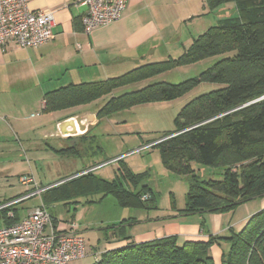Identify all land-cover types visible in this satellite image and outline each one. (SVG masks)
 Masks as SVG:
<instances>
[{
	"label": "trees",
	"instance_id": "obj_1",
	"mask_svg": "<svg viewBox=\"0 0 264 264\" xmlns=\"http://www.w3.org/2000/svg\"><path fill=\"white\" fill-rule=\"evenodd\" d=\"M204 4L219 14L218 23L193 37L179 56L143 63L103 80L59 86L45 93L42 108L55 112L87 105L121 86L153 80L139 89L111 95L95 112L99 120L138 104L176 99L204 84L214 86L186 102L174 118L176 129L150 145L158 148L168 170L189 177L184 206L175 209L181 215L224 213L264 195V0H204ZM222 54L195 77L177 83L154 81L169 70ZM203 167L213 169L218 177H201ZM122 175L127 188L120 181L110 182L90 172L79 178L85 179L82 184L86 181L88 191L110 193L121 206H153V190L148 184L132 191L140 174L124 168ZM82 184L75 187L80 189ZM49 190L40 193L46 206L44 194ZM144 194L148 198L142 199ZM16 205L0 208L5 225L19 220ZM52 221L56 225L53 215ZM112 227L110 238H131L120 225ZM222 242L227 248L222 250L220 264H264V208L253 213L240 230H229L224 236L210 235L206 241L181 244L175 235L130 241L103 250L92 264H214L209 248Z\"/></svg>",
	"mask_w": 264,
	"mask_h": 264
},
{
	"label": "rangeland",
	"instance_id": "obj_2",
	"mask_svg": "<svg viewBox=\"0 0 264 264\" xmlns=\"http://www.w3.org/2000/svg\"><path fill=\"white\" fill-rule=\"evenodd\" d=\"M178 20L177 18L174 21L175 27L179 24ZM218 20L216 11L209 10L204 4L201 15L180 24L183 25L181 29L185 31L187 27L195 29V32L190 31L197 36L207 27L216 25ZM224 55L210 56L169 70L155 77L154 81L177 83L195 77ZM151 81L121 86L110 95L102 96L87 105L75 107L71 111L75 112V116L84 112H96L111 95L139 89ZM213 88L214 86L204 84L173 100L138 104L123 109L97 120L96 125L82 138H61L57 126L50 121L52 117H45L48 118V121L45 119L48 123L43 128L27 132H19L6 126L7 129L0 133L3 143L0 148V200L14 194L33 192L32 186L20 183L19 176L22 174L33 175L39 186L51 185L47 194H44L46 197L44 201L49 204L48 211L58 220L72 222L75 231H78L85 240L86 256L75 264H92L94 262L92 253L96 250L100 252L105 250V244L110 239L114 225H120L129 235L131 229L134 233H143L153 231L158 225H169L175 209L184 206L189 177L168 170L163 165L158 148L149 144L176 129L174 118L186 102ZM19 96L21 94L15 97ZM25 102L33 105L27 100ZM31 113L37 115L29 119V122L33 123L34 119L43 117L41 110L34 111V108L25 110L23 115ZM58 115H63V111L55 113L54 117ZM6 122L9 120L6 119ZM94 122L93 120L90 123ZM75 125L77 133H81L82 130L78 128L77 123ZM61 149L66 151L63 153L57 151ZM97 165V168L88 170ZM124 168L141 176L132 190L134 193L141 190L143 184L150 186L154 195L153 206L148 208L121 206L110 193L99 189L88 191L85 187L86 181L82 184L85 179L79 178L90 172L110 182L120 181L122 186L127 188V183L123 182ZM84 170L88 171L83 172ZM212 170L203 167L199 175L217 178L218 175L212 173ZM73 179H77L76 182L71 181ZM75 184H82V187L78 189ZM41 200V197L36 195L17 203L18 213L24 215L42 202ZM258 201L259 199H251L246 201L247 205H244V202L227 211L226 219L236 221L244 212L245 206H254ZM187 216L197 217L199 214ZM204 218L206 220L203 224L209 227L207 217ZM200 220L203 221L202 217Z\"/></svg>",
	"mask_w": 264,
	"mask_h": 264
},
{
	"label": "crops",
	"instance_id": "obj_3",
	"mask_svg": "<svg viewBox=\"0 0 264 264\" xmlns=\"http://www.w3.org/2000/svg\"><path fill=\"white\" fill-rule=\"evenodd\" d=\"M26 4L28 9L33 11L52 12L55 20L52 28L54 37L35 47L19 48L13 41L0 47V133L7 127L19 132L40 129L48 123V118L45 117H52L50 121L57 126L61 138H67L69 135L61 134L58 124L74 117L75 115L67 116L75 112L71 111L73 108L55 112L42 111L45 93L71 83L118 76L143 63L179 56L195 36V29L187 27L185 31L181 29L183 25L180 23L184 24L194 16L201 15L204 8V0H128L119 19L98 27L87 35L83 32L81 24L85 6L76 4L73 0H26ZM219 17L218 14L217 18ZM177 18L179 24L175 27L174 21ZM17 94L21 96L16 98ZM26 100L33 105L26 104ZM31 108H34V111L41 110L43 115L40 119H34L37 124L28 121L37 114L23 115L25 110ZM62 111L63 115L54 117L55 113ZM6 119L9 120L8 123ZM94 121L87 124L81 133L71 136L79 138L85 134L86 137L90 128L96 125L97 119ZM1 139L0 137V148L3 146ZM5 164L6 162L3 166ZM97 167L98 165L88 170ZM22 194L25 193L4 197L0 203ZM254 199H259L257 204L245 206L244 212L236 221L226 219V212L195 213L202 217L201 221L199 216L188 217L174 211L169 225H158L153 231L143 233H134L131 229L130 239L111 237L105 244V250L125 246L130 241L139 243L170 235L177 236L178 244L184 241H206L210 235L224 236L229 230H240L253 213L264 208V195ZM247 204L245 202L244 205ZM29 212L24 215L18 213L19 219ZM204 217H207L209 227L203 224L206 220ZM57 222L67 221L57 219ZM3 225L5 224L0 219V226ZM77 233L80 234L78 231ZM226 248L227 244L224 242L209 248L214 264H220L222 250Z\"/></svg>",
	"mask_w": 264,
	"mask_h": 264
},
{
	"label": "built area",
	"instance_id": "obj_4",
	"mask_svg": "<svg viewBox=\"0 0 264 264\" xmlns=\"http://www.w3.org/2000/svg\"><path fill=\"white\" fill-rule=\"evenodd\" d=\"M86 7L81 17L82 30L90 34L121 17L128 0H73ZM55 24L50 11L28 9L26 0H0V47L13 41L19 48L35 47L50 41ZM21 184L32 186L33 192L0 206L18 203L29 197L40 196V188L33 175L19 176ZM142 199L148 198L147 194ZM7 215L13 217V212ZM93 259L100 251H94ZM86 256L84 238L73 228L72 222L52 221V215L42 202L19 219L0 226V264H68Z\"/></svg>",
	"mask_w": 264,
	"mask_h": 264
},
{
	"label": "water",
	"instance_id": "obj_5",
	"mask_svg": "<svg viewBox=\"0 0 264 264\" xmlns=\"http://www.w3.org/2000/svg\"><path fill=\"white\" fill-rule=\"evenodd\" d=\"M95 118L96 114L94 113H84L61 121L58 124V128L60 129V133L63 135H75L77 133L75 123H77L78 128L80 130L84 131L86 129L87 124L95 120Z\"/></svg>",
	"mask_w": 264,
	"mask_h": 264
}]
</instances>
